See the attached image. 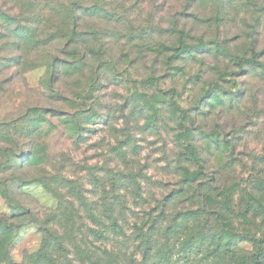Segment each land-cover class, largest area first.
Wrapping results in <instances>:
<instances>
[{
    "label": "rangeland",
    "instance_id": "obj_1",
    "mask_svg": "<svg viewBox=\"0 0 264 264\" xmlns=\"http://www.w3.org/2000/svg\"><path fill=\"white\" fill-rule=\"evenodd\" d=\"M252 52L264 0H0V264H264Z\"/></svg>",
    "mask_w": 264,
    "mask_h": 264
},
{
    "label": "trees",
    "instance_id": "obj_2",
    "mask_svg": "<svg viewBox=\"0 0 264 264\" xmlns=\"http://www.w3.org/2000/svg\"><path fill=\"white\" fill-rule=\"evenodd\" d=\"M256 58H257V54L255 52H252L250 57H245V58L239 57V58H237V63L239 65L253 64V65H257L259 67L264 68V63L258 61ZM173 105H174V103H173ZM174 106H176V105H174ZM185 157L187 159L191 160L195 164L196 167L201 168L200 161L194 155V153L189 152V153L185 154ZM115 204L116 203L114 202V200H109L107 198L103 199L104 210H103V216L102 217H103V219H105L103 226L106 227L107 224L109 225V227H106V228H122V226L119 225V215L116 214ZM75 218H76L75 213H73L71 216V219H70L71 226H72V228H80V226L75 221ZM167 226H162V227H157V228H167ZM134 228H140V227H134Z\"/></svg>",
    "mask_w": 264,
    "mask_h": 264
}]
</instances>
